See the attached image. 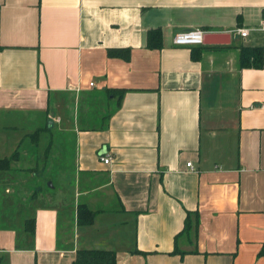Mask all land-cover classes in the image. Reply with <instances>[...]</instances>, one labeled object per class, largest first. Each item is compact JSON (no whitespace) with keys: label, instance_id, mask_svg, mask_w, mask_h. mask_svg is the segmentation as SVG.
Here are the masks:
<instances>
[{"label":"crops","instance_id":"crops-1","mask_svg":"<svg viewBox=\"0 0 264 264\" xmlns=\"http://www.w3.org/2000/svg\"><path fill=\"white\" fill-rule=\"evenodd\" d=\"M263 10L0 0V264H72L81 248L116 264H264ZM155 28L162 46L148 48ZM191 29L227 36L173 42ZM246 46L260 68L240 67ZM124 48L128 60L107 54Z\"/></svg>","mask_w":264,"mask_h":264},{"label":"trees","instance_id":"trees-1","mask_svg":"<svg viewBox=\"0 0 264 264\" xmlns=\"http://www.w3.org/2000/svg\"><path fill=\"white\" fill-rule=\"evenodd\" d=\"M264 16V10H263ZM146 46L148 48H160L162 46L161 31L158 28L151 29L147 31L146 34ZM107 54L110 57H120L124 60H128L130 56V50L128 48L124 49H108ZM192 57L197 58V55L191 52ZM239 65L240 67H251V68H260L263 63L262 48L259 46H249L242 47L239 53ZM108 94L116 95L121 98V95L125 92V89L122 88H111L106 89ZM9 167L8 158H0V170L7 169ZM196 214V213H195ZM91 213L86 210L84 207L80 206L78 208V219L80 222H89V217ZM191 213H187L184 227L180 234L186 233L187 235L191 231ZM84 218V220H81ZM30 225L33 221L28 220ZM32 227L30 226V231ZM179 234V235H180ZM175 237L174 249L171 253H180L183 254L185 251L180 250L177 245L178 236ZM72 264H116V255L112 250L105 249H86L81 248L76 251L75 258Z\"/></svg>","mask_w":264,"mask_h":264},{"label":"built area","instance_id":"built-area-1","mask_svg":"<svg viewBox=\"0 0 264 264\" xmlns=\"http://www.w3.org/2000/svg\"><path fill=\"white\" fill-rule=\"evenodd\" d=\"M240 35L246 36L247 30L240 29ZM173 42L177 45H203L204 44V33L198 29H191L185 31H179L173 36ZM100 160L103 163H110L111 157L102 155L100 156ZM186 166L193 169L190 162L186 163Z\"/></svg>","mask_w":264,"mask_h":264},{"label":"water","instance_id":"water-1","mask_svg":"<svg viewBox=\"0 0 264 264\" xmlns=\"http://www.w3.org/2000/svg\"><path fill=\"white\" fill-rule=\"evenodd\" d=\"M226 36H227L226 34L206 33L204 34V43L205 44L223 43V39Z\"/></svg>","mask_w":264,"mask_h":264}]
</instances>
